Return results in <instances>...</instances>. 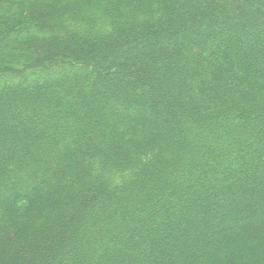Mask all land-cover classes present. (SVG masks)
<instances>
[{
	"label": "trees",
	"instance_id": "16d2710c",
	"mask_svg": "<svg viewBox=\"0 0 264 264\" xmlns=\"http://www.w3.org/2000/svg\"><path fill=\"white\" fill-rule=\"evenodd\" d=\"M0 264H264V0H0Z\"/></svg>",
	"mask_w": 264,
	"mask_h": 264
}]
</instances>
